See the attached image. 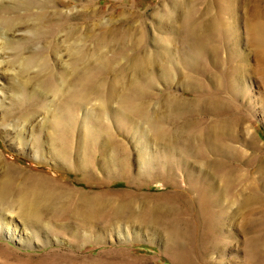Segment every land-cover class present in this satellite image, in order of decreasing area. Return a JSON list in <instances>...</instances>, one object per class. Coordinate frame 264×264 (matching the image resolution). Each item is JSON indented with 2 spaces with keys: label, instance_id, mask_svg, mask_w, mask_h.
I'll return each instance as SVG.
<instances>
[{
  "label": "rangeland",
  "instance_id": "rangeland-1",
  "mask_svg": "<svg viewBox=\"0 0 264 264\" xmlns=\"http://www.w3.org/2000/svg\"><path fill=\"white\" fill-rule=\"evenodd\" d=\"M237 1L0 0V264L264 252V42Z\"/></svg>",
  "mask_w": 264,
  "mask_h": 264
},
{
  "label": "bare ground",
  "instance_id": "bare-ground-1",
  "mask_svg": "<svg viewBox=\"0 0 264 264\" xmlns=\"http://www.w3.org/2000/svg\"><path fill=\"white\" fill-rule=\"evenodd\" d=\"M215 5L216 7H220L219 10L223 12L228 11V13H230L234 10L235 6H238L239 4L237 0H214V6ZM248 9H250L249 14H251L252 17H250L251 21L247 24V27L248 29L252 30V31L249 30L251 33L254 32L257 34L252 37L253 39L256 40L255 42L258 43V46H261L262 43L264 42V0H255V3ZM213 23H215V18L208 20L207 26L205 27L209 28L213 25ZM256 58L264 66V51L260 50L259 52H256ZM260 162L262 163L264 169V156L261 157ZM39 182L40 181H38V183ZM252 194L247 195L245 199L252 197ZM243 218L244 219L242 220V224L244 225V229H248V222L246 220L247 218L246 217ZM255 242L256 239L252 238L244 246V250L246 253L245 264H264V252L259 254V252L256 250Z\"/></svg>",
  "mask_w": 264,
  "mask_h": 264
},
{
  "label": "water",
  "instance_id": "water-1",
  "mask_svg": "<svg viewBox=\"0 0 264 264\" xmlns=\"http://www.w3.org/2000/svg\"><path fill=\"white\" fill-rule=\"evenodd\" d=\"M2 238L8 242H13L14 239L10 238L9 234L6 233L5 231L2 232Z\"/></svg>",
  "mask_w": 264,
  "mask_h": 264
}]
</instances>
